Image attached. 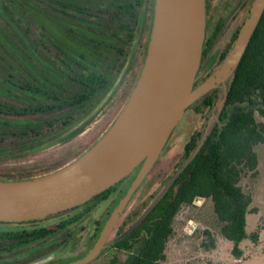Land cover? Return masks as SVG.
<instances>
[{
  "label": "flooded vegetation",
  "instance_id": "1",
  "mask_svg": "<svg viewBox=\"0 0 264 264\" xmlns=\"http://www.w3.org/2000/svg\"><path fill=\"white\" fill-rule=\"evenodd\" d=\"M255 2L205 0L194 86L225 58ZM155 14L156 0H0V177L57 169L102 133L137 81ZM213 88L220 97L222 83ZM207 92L186 107L147 171L142 172L141 161L82 203L42 217L0 220V264L79 260L116 209L103 250L81 264H128L159 232L162 215L151 214L154 206L126 231L187 158L183 155L194 131L202 128L203 133L213 112L201 99ZM202 198L208 196L196 195L189 205L201 206Z\"/></svg>",
  "mask_w": 264,
  "mask_h": 264
},
{
  "label": "water",
  "instance_id": "2",
  "mask_svg": "<svg viewBox=\"0 0 264 264\" xmlns=\"http://www.w3.org/2000/svg\"><path fill=\"white\" fill-rule=\"evenodd\" d=\"M263 10L264 0H256L225 58L194 86L205 36V0H156L146 58L135 85L112 122L79 155L57 169L26 177H0V220L42 217L82 203L113 185L141 161H144L142 172L147 171L158 158L171 130L183 118L186 107L222 83L220 97L199 140L126 233L131 231L165 195L220 121L229 81ZM117 210L111 213L85 257L67 264L87 262L103 250Z\"/></svg>",
  "mask_w": 264,
  "mask_h": 264
},
{
  "label": "trees",
  "instance_id": "3",
  "mask_svg": "<svg viewBox=\"0 0 264 264\" xmlns=\"http://www.w3.org/2000/svg\"><path fill=\"white\" fill-rule=\"evenodd\" d=\"M218 98L217 88L201 98L206 102L209 114ZM258 114L264 117V10L229 82L220 114L222 122L215 124L176 181L177 186L171 187L155 205L151 214L162 215L159 232L154 231L148 244L128 264H160L166 257V244L173 232L176 214L199 194L213 201L220 231L233 242L232 251L237 257L243 253L240 242L244 238H258V230L249 233L246 229L247 213L256 211L257 207L251 206L252 193L240 184L244 172L256 171L258 153L255 145L264 143V120L259 119ZM201 133L202 128L194 131L183 158L189 155ZM206 232L211 235L209 229ZM207 246H215L213 236Z\"/></svg>",
  "mask_w": 264,
  "mask_h": 264
},
{
  "label": "rangeland",
  "instance_id": "4",
  "mask_svg": "<svg viewBox=\"0 0 264 264\" xmlns=\"http://www.w3.org/2000/svg\"><path fill=\"white\" fill-rule=\"evenodd\" d=\"M257 116L264 120L263 116ZM194 127L193 124L188 130ZM255 149L258 153L256 171L244 172L240 184L253 195L251 206H256L257 210L247 213L246 229L249 233L258 230V238H244L240 242L243 253L237 257L232 251L233 242L220 231L213 201L210 197L202 198L201 206L185 204L176 214L173 232L166 244V257L160 264H264V143L256 144ZM205 229H209L211 235ZM212 236L215 246L208 247Z\"/></svg>",
  "mask_w": 264,
  "mask_h": 264
}]
</instances>
